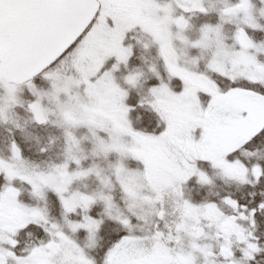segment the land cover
<instances>
[{
	"label": "snow or ice",
	"instance_id": "1",
	"mask_svg": "<svg viewBox=\"0 0 264 264\" xmlns=\"http://www.w3.org/2000/svg\"><path fill=\"white\" fill-rule=\"evenodd\" d=\"M0 128V264H264V0H0Z\"/></svg>",
	"mask_w": 264,
	"mask_h": 264
},
{
	"label": "trees",
	"instance_id": "2",
	"mask_svg": "<svg viewBox=\"0 0 264 264\" xmlns=\"http://www.w3.org/2000/svg\"><path fill=\"white\" fill-rule=\"evenodd\" d=\"M197 23H199V21H196ZM7 134L6 130L3 128H0V137H3ZM0 154H3L2 152H0Z\"/></svg>",
	"mask_w": 264,
	"mask_h": 264
}]
</instances>
